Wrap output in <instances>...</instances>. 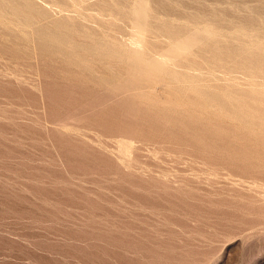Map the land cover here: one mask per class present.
<instances>
[{
    "label": "rangeland",
    "instance_id": "obj_1",
    "mask_svg": "<svg viewBox=\"0 0 264 264\" xmlns=\"http://www.w3.org/2000/svg\"><path fill=\"white\" fill-rule=\"evenodd\" d=\"M66 1H0V264H264V0Z\"/></svg>",
    "mask_w": 264,
    "mask_h": 264
},
{
    "label": "bare ground",
    "instance_id": "obj_2",
    "mask_svg": "<svg viewBox=\"0 0 264 264\" xmlns=\"http://www.w3.org/2000/svg\"><path fill=\"white\" fill-rule=\"evenodd\" d=\"M0 1H1V0H0ZM15 1H16V0H15ZM108 1H109V0H108ZM66 2H70V1L67 0ZM117 3H118V2H117ZM70 4H72V3H70ZM111 4H112V3H111ZM109 5H110V3H109ZM117 5H118V4H117ZM18 6H19V5H18ZM20 6H21V5H20ZM67 6H68V4H67ZM105 6H106V5H105ZM113 6H114V5H113ZM119 7H121V6H119ZM119 7H118V8H119ZM37 9H38V8H37ZM116 9H117V8H116ZM122 9H123V8H122ZM111 10H112V9H111ZM111 10H110V11H111ZM117 10H118V9H117ZM120 10H121V9H120ZM123 10H124V9H123ZM17 11H18V10H17ZM118 11H119V10H118ZM3 12H4V11H3ZM22 12H23V11H22ZM111 12H112V11H111ZM116 12H117V11H116ZM0 13H1V12H0ZM5 14H7V13H5ZM154 14H155V13H154ZM22 15H23V13H22ZM115 15H116V14H115ZM213 15H214V14H213ZM6 16H7V15H6ZM11 16H12V15H11ZM90 16L92 17L93 15H90ZM90 16H89V17H90ZM98 16H100V15H98ZM101 16H102V15H101ZM108 16H110V15L108 14ZM138 16H139V15H138ZM152 16H153V14H152ZM62 17H63V16H62ZM89 17H88V19H89L88 21H90V20L93 21V19H92L91 17H90V18H91V19H90ZM102 17H104V15H103ZM112 17H115V16H112ZM150 17H151V16H150ZM154 17H155V16H154ZM58 18H59V17H58ZM63 18H64V17H63ZM84 18H85V17H84ZM195 18H196V17H195ZM218 18H219V17H218ZM13 19H14V18H13ZM53 19H54V18H53ZM56 19H57V18H56ZM94 19H96V18H94ZM100 19H101V18H100ZM100 19H97V20H100ZM102 19H103V18H102ZM123 19H124V18H123ZM126 19H127V18H126ZM128 19H129V17H128ZM135 19H137V18H135ZM139 19L142 21L141 18H139ZM153 19H154V18H153ZM160 19H161V18H160ZM3 20H4V19H3ZM84 20H85V19H84ZM86 20H87V19H86ZM110 20H111V19H109L108 21H110ZM114 20H117V19H114ZM118 20H119V19H118ZM133 20H134V19H133ZM164 20H165V19H164ZM166 20H167V19H166ZM166 20H165V21H166ZM189 20H190V19H189ZM250 20H251V19H250ZM27 21H28V20H27ZM55 21H57V20H55ZM88 21H86V22H88ZM94 21H96V20H94ZM122 21H123V20H122ZM134 21H135V20H134ZM143 21H145V19H144ZM2 22H3V21H2ZM52 22H53V21H52ZM68 22H69V21H68ZM68 22H67V20H66L65 23L67 24ZM70 22H71V21H70ZM70 22H69V23H70ZM101 22H103V21H101ZM136 22H137V20H136ZM138 22H139V21H138ZM145 22H146V21H145ZM149 22H150V21H149ZM153 22H154V21H153ZM155 22H158V21H155ZM252 22H253V21H252ZM6 23H9V21L6 22ZM49 23H50V22H49ZM56 23H57V22H56ZM56 23H55V24H56ZM69 23H68V24H69ZM119 23H120V20H119ZM130 23H131V22H130ZM130 23H129V24H130ZM147 23H148V22H147ZM163 23L165 24V22H163ZM169 23H170V22H169ZM169 23H168V24H169ZM197 23H198V22H197ZM66 24H65V26H66ZM107 24L109 25V23H107ZM107 24H106V25H107ZM129 24H128V25H129ZM132 24H136V25H137V23H132ZM132 24H130V25H132ZM138 24H139V23H138ZM142 24H145V23H142ZM154 24H155V23H154ZM154 24H153V25H154ZM158 24H159V23H158ZM160 24H162V23H160ZM183 24H184V23H183ZM183 24H182V26H183ZM262 24H263V23H262ZM72 25H73V24H72ZM75 25H76V24H75ZM104 25H105V24H104ZM136 25H135V26H136ZM146 25H147V24H146ZM148 25H150V24H148ZM165 25H166V24H165ZM169 25H170V24H169ZM7 26H8V24H7ZM10 26L13 27V25H11V24H10ZM65 26H64V27H65ZM101 26H102V24H101ZM139 26H140V25H139ZM139 26H138V27H139ZM144 26H145V25H144ZM161 26H162V25H161ZM193 26H194V25H193ZM197 26H199V25H197ZM197 26H196V27H197ZM252 26H253V25H252ZM19 27H20V26H19ZM22 27H23V26H22ZM74 27H75V26L73 25V28H74ZM105 27H106V26H105ZM115 27H117V26H115ZM154 27H155V25H154ZM156 27H158V26H156ZM168 27H169V26H168ZM168 27H167V28H168ZM241 27H242V26H241ZM15 28H16V27H15ZM15 28H14V29H15ZM68 28H69V27H68ZM70 28H71V27H70ZM143 28H144V27H143ZM145 28H146V27H145ZM175 28H176V27H175ZM182 28H183V27H182ZM213 28H214V27H213ZM247 28H248V26H247ZM17 29H18V28H17ZM25 29H26V28H25ZM27 29H29V28H27ZM103 29H104V28H103ZM132 29H133V28H132ZM132 29H131V31H132ZM139 29H140V27H139ZM154 29H156V28H154ZM158 29H159V28H158ZM165 29H166V28H165ZM165 29H164V31H165ZM178 29H180V27H178ZM214 29H215V28H214ZM251 29H252V28H251ZM74 30H75V29H74ZM91 30H92V29H91ZM136 30H137V29H136ZM136 30H135V31H136ZM142 30H143V29H142ZM166 30H167V29H166ZM182 30H183V29H182ZM231 30H232V29H231ZM235 30H236V29H235ZM18 31H19V30H18ZM66 31H67V29H66ZM75 31H76V30H75ZM75 31H74V32H75ZM137 31H138V30H137ZM156 31H157V30H156ZM158 31H160V30H158ZM164 31H163V32H164ZM169 31H171V30H169ZM198 31H199V30H198ZM31 32H32V31H31ZM69 32H70V31H69ZM74 32H73V33H74ZM153 32H154V31H153ZM232 32H233V31H232ZM29 33H30V31H29ZM132 33H133V32H132ZM138 33H139V32H138ZM157 33H158V32H157ZM161 33H162V32H161ZM181 33H182V32H181ZM221 33H222V32H221ZM228 33H229V32H228ZM230 33H231V32H230ZM257 33H258V32H257ZM117 34L119 35V33H117ZM145 34H146V32H145ZM152 34H153V33H152ZM163 34H164V33H163ZM169 34H170V33H169ZM31 35H32V34H31ZM154 35H156V33H154ZM165 35H166V34H165ZM165 35H164L163 37H165ZM176 35H177V34H176ZM68 36H70V35H68ZM77 36H78V35H77ZM77 36H76V37H77ZM116 36H117V35H116ZM171 36H172V35H171ZM222 36H223V35H222ZM242 36H243V35H242ZM132 37H133V36H132ZM146 37H147V36H146ZM153 37H154V36H153ZM216 37H217V36H216ZM231 37H232V36H231ZM240 37H241V36H240ZM69 38H70V37H69ZM73 38H74V37H73ZM148 38H149V37H148ZM159 38L161 39V37H159ZM159 38H158V39H159ZM174 38H175V37H174ZM222 38H223V37H222ZM255 38H256V37H255ZM29 39H30V38H29ZM31 39H32V38H31ZM122 39H123V38H122ZM122 39H121V40H122ZM106 40H107V39H106ZM106 40H104V41H106ZM121 40H120V42H121ZM221 40H223V39H221ZM221 40H220V41H221ZM226 40H227V39H226ZM236 40H237V39H236ZM259 40H260V39H259ZM261 40H262V39H261ZM92 41H94V39H92ZM97 41H99V39H98ZM101 41H103V40H101ZM104 41H103V42H104ZM115 41H117V40H115ZM164 41H165V40H164ZM220 41H219V42H220ZM87 42H88V41H87ZM89 42H90V41H89ZM89 42H88V43H89ZM237 42H238V41H237ZM90 43H91V42H90ZM97 43H99V42H97ZM97 43H96V44H97ZM101 43H102V42H101ZM204 43H205V42H204ZM226 43H227V42H226ZM238 43H239V42H238ZM91 44H93V43H91ZM99 44H100V43H99ZM117 44H118V43H117ZM151 44H152V43H151ZM229 44H230V42H229ZM231 44H232V43H231ZM94 45H95V44H94ZM101 45H102V44H101ZM101 45H100V46L98 45V46H99L98 48H100ZM120 45H121V44H120ZM209 45H210V44H209ZM85 46H87V45H85ZM116 46H117V45H116ZM144 46H145V45H144ZM154 46H155V45H154ZM228 46H229V45H228ZM237 46H238V45H237ZM261 46H262V45H261ZM92 47H93V45H92ZM96 47H97V46H96ZM136 47H137V46H136ZM212 47H213V46H212ZM234 47H235V46H234ZM234 47H233V48H234ZM81 48H82V47H81ZM123 48H124V47H123ZM154 48H155V47H154ZM236 48H237V47H236ZM245 48H246V47H245ZM76 49H78V47H77ZM116 49H117V47H116ZM142 49H143V48H142ZM247 49H248V48H247ZM153 50H154V49H153ZM208 50H209V49H208ZM215 50H216V49H215ZM242 50H243V49H242ZM114 51H115V50H114ZM122 51H123V50H122ZM234 51H235V50H234ZM246 51L248 52V50H246ZM246 51H245V52H246ZM251 51H252V50H251ZM157 52H158V51H157ZM204 52H205V50H204ZM210 52H211V51H210ZM213 52H214V51H213ZM218 52H219V51H218ZM249 52H250V51H249ZM143 53H144V52H143ZM225 53H226V52H225ZM229 53H230V52H229ZM88 54H89V53H88ZM91 54H92V53H91ZM154 54H155V53H154ZM206 54H207V53H206ZM210 54H211V53H210ZM220 54H221V53H220ZM255 54H256V53H255ZM255 54H254V55H255ZM115 55H116V54H115ZM117 55H119V54H117ZM121 55H122V54H121ZM148 55H149V54H148ZM217 55H219V54H217ZM211 56H212V55H211ZM249 56H250V55H249ZM256 56H257V55H256ZM116 57H117V56H116ZM119 57H120V55H119ZM146 57H147V56H146ZM185 57H186V56H185ZM197 57H198V56H197ZM213 57H214V56H213ZM217 57H218V56H217ZM234 57H235V56H234ZM237 57H238V56H237ZM143 58H144V57H143ZM186 58H187V57H186ZM190 58H191V57H190ZM190 58H189V59H190ZM193 58H194V57H193ZM220 58H221V57H220ZM225 58H226V57H225ZM227 58H228V57H227ZM230 58H231V57H230ZM247 58H250V57H247ZM92 59H93V58H92ZM121 59H122V57H121ZM131 59L135 61L134 64H136V65L140 64V65H141V66L139 67L140 70H141L144 74H148V75H153V74L156 73V72H162V71H164V70L167 71V67H169V66H167V65H168V57H166V56H165V57H162V58H156V59H153L152 61H147V62H146V61H142V58L140 57L139 53L136 52L135 55H133V57H131ZM191 59H192V58H191ZM213 59H214V58H213ZM218 59H219V58H218ZM245 59H246V58H245ZM250 59H251V58H250ZM257 59H258V58H257ZM126 60H127V59H126ZM143 60H144V59H143ZM193 60H194V59H193ZM209 60H210V59H209ZM233 60H234V59H233ZM251 60H252V59H251ZM255 60H256V59H255ZM118 61H119V60H118ZM118 61H117V62H118ZM175 61H176V60H174L173 63H175ZM180 61H181V60H180ZM182 61H184V60H182ZM182 61H181V62H182ZM191 61H192V60H191ZM197 61H198V60H197ZM212 61H213V60H212ZM212 61H211V62H212ZM218 61H219V60H218ZM227 61H228V60H227ZM227 61H226V63H227ZM240 61H241V60H239L238 62H240ZM245 61H246V60H245ZM260 61H261V60H260ZM260 61H259V62H260ZM195 62H196V61H195ZM215 62H216V61H215ZM234 62H235V61H233V63H234ZM238 62H237V63H238ZM196 63H197V62H196ZM196 63H195V64H196ZM198 63H199V62H198ZM221 63H222V62H221ZM224 63H225V62H224ZM230 63H231V62H230ZM242 63H244V62H242ZM180 64H181V63H180ZM183 64H184V63H182V65H183ZM186 64H187V63H186ZM193 64H194V63H193ZM200 64H201V63H200ZM204 64H206V63H204ZM208 64H209V63H208ZM212 64H213V63H212ZM219 64H220V63H218V65H219ZM257 64H259V63L257 62ZM257 64H255V65H257ZM260 64H261V63H260ZM262 64H263V63H262ZM178 65H179V64H178ZM188 65H189V63H188ZM215 65H216V64H215ZM220 65H221V64H220ZM235 65H236V64H235ZM123 66H124V65H123ZM199 66H200V65H199ZM259 66H260V65H259ZM133 67H135V66L133 65ZM136 67H137V66H136ZM172 67H174V66H172ZM186 67H187V69H188V66H186ZM210 67H211V66H210ZM213 67H215V66H213ZM240 67H241V66H240ZM243 67H244V66H243ZM254 67H255V66H254ZM170 68H171V67H170ZM170 68H169V69H170ZM196 68H197V67H196ZM220 68H221V67H220ZM220 68H219V69H220ZM224 68H225V67H224ZM227 68H229V67H227ZM235 68H236V67H235ZM238 68H239V67H238ZM132 69H133V68H132ZM194 69H195V66H194ZM198 69H201V68H198ZM204 69H205V67H204ZM216 69H217V68H216ZM250 69H251V68H250ZM258 69H259V68H258ZM263 69H264V68H263ZM191 70H192V69H191ZM205 70H206V69H205ZM205 70H204V71H205ZM209 70H210V69H209ZM209 70H208V71H209ZM217 70H218V69H217ZM228 70H229V69H228ZM237 70H238V69H237ZM169 71H170V70H169ZM172 71L175 72V70H173V69H172ZM188 71H189V70H188ZM232 71H233V70H232ZM248 71H249V70H248ZM253 71H254V70H253ZM177 72H178V71H177ZM179 72H180V71H179ZM191 72H192V71H191ZM206 72H207V70H206ZM211 72H212V71H211ZM235 72H236V71H235ZM245 72H246V71H245ZM245 72H244V73H245ZM250 72H251V71H250ZM258 72H259V71H258ZM258 72H257V73H258ZM175 73H176V72H175ZM175 73L172 72V74H175ZM182 73H183V72H182ZM220 73H221V72H220ZM239 73H240V71H239ZM248 73H249V72H248ZM252 73H253V72H252ZM162 74H163V73H162ZM166 74H167V73H166ZM176 74H177V73H176ZM184 74H185V73H184ZM198 74H199V73H198ZM204 74H205V72H204ZM209 74H210V73H209ZM241 74H242V73H241ZM246 74H247V73H246ZM261 74H262V73H261ZM129 75H130V74H129ZM131 75H133V74H131ZM135 75H136V74H135ZM164 75H165V74H164ZM164 75H163V76H164ZM190 75H191V74H190ZM190 75H189V76H190ZM207 75H208V74H207ZM165 76H167V75H165ZM169 76H171V77L173 76V75H171V72H170V75H169ZM180 76H181V75H180ZM185 76H188V75L185 74ZM195 76H196V78H197V75H195ZM195 76H194V77H195ZM198 76H199V75H198ZM212 76H213V75H212ZM245 76H247V75H245ZM171 77H170V78H171ZM174 77H175V76H174ZM176 77H177V76H176ZM182 77H184V75H183ZM259 77H260V73H259ZM259 77H257V78H259ZM164 78H165V77H164ZM164 78H163V79H164ZM177 78H179V77H177ZM186 78H187V77H186ZM191 78H192V80H193V79H196V78H193V77H191ZM201 78H202V77H201ZM252 78H253V77H252ZM159 79H160V78H159ZM172 79H173V78H172ZM188 79H189V77H188ZM243 79H244V77H243ZM255 79H256V78H255ZM164 80H165V79H164ZM170 80H171V79H170ZM192 80H191V81H192ZM197 80L199 81V79H196V81H197ZM257 80H258V79H257ZM179 81L182 82L181 80H179ZM187 81L190 82L189 80H187ZM161 82H162V81H161ZM192 82H194V81H192ZM234 82H235V81H234ZM132 83H133V82H132ZM159 83H160V81H159ZM162 83H163V82H162ZM162 83H161V84H162ZM171 83H172V81H171ZM184 83H185V82H184ZM186 83H187V82H186ZM225 83H226V82H225ZM228 83H230V82H228ZM228 83H227V85H228ZM261 83H262V82H261ZM123 84H124V83H123ZM128 84H129V83H128ZM130 84H131V83H130ZM144 84H145V83H144ZM153 84H155V83H153ZM165 84H166V83H165ZM178 84H179V82H178ZM188 84H189V83H188ZM195 84H196V83H194V85H195ZM218 84H219V83H218ZM246 84H247V83H246ZM180 85H181V84H180ZM190 85H191V84H190ZM190 85H189V87H190ZM220 85H221V84H220ZM227 85H226V86H227ZM243 85H244V84H243ZM258 85H259V84H258ZM258 85H257V86H258ZM118 86H119V85H118ZM123 86H124V85H123ZM145 86H146V85H145ZM169 86H170V85H169ZM171 86L175 87L176 85L174 86V84H173V85L171 84ZM184 86H185V84H184ZM197 86H198V85H197ZM200 86H201V85H200ZM200 86H198V87L200 88ZM226 86H225V87H226ZM235 86H236V85H235ZM240 86H241V85H240ZM249 86H250V85H249ZM263 86H264V85H263ZM124 87H125V86H124ZM129 87H130V85H129ZM186 87H187V86H186ZM207 87H208V86H207ZM209 87H210V86H209ZM220 87H221V86H220ZM231 87H232V85H231ZM231 87H229V89H230ZM233 87H234V86H233ZM233 87H232V88H233ZM236 87H237V86H236ZM247 87H248V85H247ZM251 87H252V86H251ZM120 88H122V87H120ZM126 88H127V87H126ZM171 88H172V87H171ZM178 88H179V87H178ZM193 88H194V87H193ZM214 88H215V87H213V89H214ZM218 88H219V87H218ZM223 88H224V87H223ZM223 88H222V89H223ZM227 88H228V87H227ZM227 88H226V89H227ZM242 88H243V87H242ZM244 88H246V85H244ZM254 88H255V87H254ZM173 89H174V88H173ZM176 89H177V87L175 88V90H176ZM183 89H184V88H183ZM191 89H192V88H191ZM229 89H227V91H229ZM233 89H234V88H233ZM236 89H237V88H236ZM247 89H249V87H248ZM247 89H246V92H247ZM255 89H256V88H255ZM177 90H178V89H177ZM180 90H181V89H180ZM187 90H188V89H187ZM195 90H196V93H197V87H196ZM195 90H194V91H195ZM198 90H199L198 93H200V92L202 91L201 89H198ZM206 90H208V88H207ZM206 90H205V91H206ZM209 90H210V89H209ZM209 90H208V91H209ZM217 90H218V89H217ZM263 90H264V89H263ZM183 91H184V93H185V90H182V94H183ZM232 91H233V90H232ZM239 91L242 92L241 90H239ZM174 92H176V91H174ZM189 92H190V91H189ZM189 92L186 91V93H187L186 95H187L188 97L190 96V95H188ZM192 92H193V91H192ZM202 92L204 93V91H202ZM202 92H201L200 94H203ZM211 92H212V91H211ZM211 92H210V93H211ZM216 92H219V91H216ZM258 92H259V91H258ZM196 93H195V95H196ZM223 93H224V92H223ZM236 93H237V92H236ZM250 93H251V92H250ZM179 94H180V93H179ZM190 94H191V93H190ZM211 94H212V93H211ZM226 94H228V92H226ZM234 94H235V93H234ZM237 94H239V93H237ZM242 94H243V92H242ZM180 95H181V94H180ZM183 95H185V94H183ZM183 95H181V96H182L181 98H183ZM197 95H199V94H197ZM197 95H196V96H197ZM203 95H204V94H203ZM208 95H209V94H208ZM232 95H233V94H232ZM244 95H245V91H244ZM187 96H186V97H187ZM192 96H194V95L192 94ZM192 96H190V97H192ZM196 96H194V97H196ZM213 96H215V94H214ZM228 96H229V95H228ZM233 96H234V95H233ZM236 96H237V95H235L234 97H236ZM239 96H240V94H239ZM247 96H248V95H247ZM247 96L245 97V99H246V98L248 99ZM253 96H254V95H253ZM201 97H202V96H201ZM205 97H207L206 94H205ZM205 97H202V99L205 98ZM230 97H231V93H230ZM237 97H238V96H237ZM241 97H242V96H240V97H239L240 99H238V100H241V99H242ZM259 97H260V95H259ZM199 98H200V97H199ZM207 98H208V97H207ZM215 98H217V97H215ZM215 98L212 97V99H211V98H210V99L213 100V99H215ZM218 98L220 99V97H218ZM249 98H250V97H249ZM254 98H255V97H254ZM185 99H187V98H185ZM197 99H198V98H197ZM197 99L195 98L194 101H196ZM208 99H209V98H208ZM208 99H207L206 101H208ZM223 99H224V98H223ZM188 100H189V98H188ZM204 100H205V99H204ZM231 100H232V98H231ZM238 100H237V101H238ZM263 100H264V99H263ZM192 101H193V100L190 98V101H189V102L192 103ZM194 101H193V103L197 104V103L194 102ZM199 101H202V100L200 99ZM216 101H217V99H216ZM221 101H223V100H221ZM232 101H233V100H232ZM253 101H254V100H253ZM204 102H205V101H202V103H204ZM211 102H212V104H214L213 101H211ZM211 102H210V103H211ZM214 102H215V101H214ZM219 102H220V101H219ZM219 102H217V103H219ZM244 102H245V101H244ZM255 102H256V101H255ZM198 103H199V102H198ZM208 103H209V102H208ZM208 103H207V104H208ZM229 103H231V102L229 101ZM233 103L236 104V101L233 102ZM246 103H247V102H246ZM246 103H245V104H246ZM262 103H263V102H262ZM177 104H178V103H177ZM177 104H176V106H177ZM180 104H181V103H180ZM182 104H183V103H182ZM188 104H189V103H188ZM207 104H205L204 106L206 107ZM189 105H190V104H189ZM200 105H201V104H200ZM208 105H209V104H208ZM216 105H217V104H216ZM220 105H221V103H220ZM223 105H227V104H223ZM241 105H244V103H242ZM241 105H239V106H241ZM180 106H181V107H179V105H178L179 108H182V105H180ZM183 106H184V105H183ZM190 106H192V108H193V105H192V104H191ZM198 106H199V105H197V106H195V107L198 108ZM210 106H211V105H210ZM212 106L216 107L215 105H212ZM227 106H228V105H227ZM227 106H225V109H226ZM234 106H235V105H234ZM244 106H245V105H244ZM188 107H189L188 105H187L186 107L184 106V108H186V109L189 111ZM201 107H203V105H201ZM201 107H200V108H201ZM217 107H218V106H217ZM220 107H223V106H220ZM246 107H248V105H247ZM259 107H260V105H259ZM184 108H182L181 110H185ZM192 108H190V109L193 110ZM200 108H199V112H200ZM203 108H204V107H203ZM203 108H201V109H203ZM229 108H230V107H229ZM251 108H252V107H251ZM261 108H264V107H261ZM205 109H206V108H205ZM205 109H204V110H205ZM207 109H208V108H207ZM210 109H211V108H210ZM218 109H219V108H218ZM231 109H233V108H231ZM242 109H243V108H242ZM244 109H245V108H244ZM255 109H256V108H255ZM178 110H179V109H178ZM187 110H185V111H187ZM194 110H195V109H194ZM204 110H201V111H203V113H204V112H205ZM214 110H215V108H214ZM220 110H221V109H220ZM220 110H219V113H220ZM222 110H223V108H222ZM196 111L198 112V110H196ZM196 111H194V112H196ZM207 111H208V110H207ZM207 111H206V112H207ZM211 111H212V112H211ZM182 112H183V111H182ZM190 112H191V114H192V111H190ZM190 112H189V113H190ZM199 112H198V113H199ZM210 112L213 114V110H212V109L210 110ZM210 112H208V114H211ZM216 112H217V111H216ZM223 112H225V111H223ZM228 112H230V111H227V109H226V114H228ZM231 112H232V111H231ZM248 112H249V111H248ZM256 112H257V111H256ZM198 113H197V114H198ZM201 113H202V112H201ZM203 113H202V114H203ZM234 113H236V112H234ZM234 113L231 114V115H234ZM253 113H254V111H253ZM259 113H260V112H259ZM194 114H195V113H194ZM205 114H206V113H205ZM208 114H206V115L208 116ZM215 114H216V113H215ZM217 114H218V112H217ZM223 114H224V113H223ZM223 114H222V115H223ZM229 114H230V113H229ZM243 114H244V113H243ZM247 114H248V113H247ZM255 114H256V113H255ZM255 114H254V115H255ZM260 114H261V113H260ZM262 114H263V113H262ZM206 115H205V116H206ZM251 115H252V114H251ZM254 115H253V116H254ZM257 115H258V114H257ZM203 116H204V114H203ZM211 116H213V115H211ZM214 116H215V115H214ZM218 116H219V115H218ZM218 116L216 115V118L219 120V119L221 118V115L219 116V118H218ZM236 116H237V115H236ZM236 116H234V117L236 118ZM249 116H250V115H249ZM255 116H256V115H255ZM255 116H254V117H255ZM197 117H201V116H197ZM227 117H229V116L227 115ZM227 117H226V118H227ZM257 117H258V116H257ZM213 118H215V117H213ZM224 118H225V115H224ZM235 118H234V119H235ZM247 118H249V117H247ZM252 118H253V117H252ZM222 119H223V117H222ZM227 119H230V117L227 118ZM250 119H251V118H250ZM250 119H249V120H250ZM259 119H260V118H259ZM215 120H216V119H215ZM231 120H232V117H231ZM253 120H254V119H253ZM260 120H261V119H260ZM220 121H221V119H220ZM220 121H219V122H220ZM223 121H226V120H223ZM227 121H228V120H227ZM232 121H234V120H232ZM238 121H241V120L238 119ZM258 121H259V120H258ZM216 122H218V121H216ZM229 122H230V121H229ZM229 122H228V123H229ZM256 122H257V121H256ZM256 122H255V123H256ZM222 123H223V122H222ZM235 123H236V122H235ZM243 123H244V122H243ZM246 124H247V123H245V125H246ZM253 124H254V123H253ZM258 124H259V123H258ZM231 125H232V124L230 123V126H231ZM237 125L239 126V124H237ZM254 125H255V124H254ZM261 125H262V123H261ZM241 126H242V125H241ZM243 126H244V125H243ZM237 128H239V127H237ZM240 128H241V127H240ZM244 128H245V127H244ZM259 128H260V127H259ZM248 129H249V128H247V129H245V130H248ZM261 130H262V129H261ZM236 131H237V130H236ZM251 131H252V130H251ZM263 131H264V129H263ZM263 131H262V132H263ZM249 132H250V130H249ZM254 133H256V132H254ZM262 134H263V133H262ZM248 135H250V134H248ZM258 137H259V136H258Z\"/></svg>",
    "mask_w": 264,
    "mask_h": 264
}]
</instances>
